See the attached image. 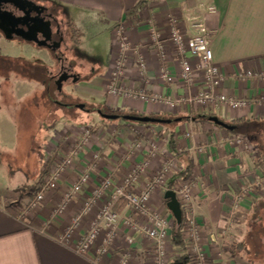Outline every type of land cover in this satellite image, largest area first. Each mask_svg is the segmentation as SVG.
<instances>
[{
    "label": "crops",
    "instance_id": "obj_1",
    "mask_svg": "<svg viewBox=\"0 0 264 264\" xmlns=\"http://www.w3.org/2000/svg\"><path fill=\"white\" fill-rule=\"evenodd\" d=\"M52 1L51 4L56 10V20L61 25L66 24L72 42L70 47L80 45L78 32L71 26L72 18L74 19L77 13L98 16L100 18L98 23L105 27L109 35L108 67L102 71L99 57H93V62L88 65L90 74L86 79L83 78L81 83L86 96L99 101L98 104L93 105V108H104L107 109L104 111L117 113L116 106L120 108L118 109L120 112L123 111V114L156 117L168 122L163 124V127L158 124H125L120 121L105 128L102 118L96 115L97 121L91 125L86 121L82 125L66 122L49 125L44 148L45 152L51 153L53 157L60 154L64 146L65 149L71 147L81 135L82 129L88 127L91 136L76 165L65 171L57 189L47 194L41 208L30 213L26 221L19 219L15 214L19 211L14 205L17 203L15 198L12 196L6 198L0 194V264H92L88 258L78 256L69 247L56 242L80 211L83 199L108 175H111L114 183L118 184L135 165L147 160V171L134 187L135 192H141L151 181L154 169L159 167L162 161L173 158L179 163V167H183L186 164L184 155L193 159L194 175L199 176L200 179V187L195 194V204L199 228L205 239L203 248L207 256V264H259L244 257L240 258L239 255L234 258L230 255L227 242L221 240L219 243L215 232L230 227L231 239L241 242L247 232H250L249 223L255 221L260 214H264V186L258 191L253 188V192L242 199L241 206L244 209L242 215L234 214L230 206L239 181L244 185L254 184L256 180L260 181L261 172L257 164L260 159L264 161V113L255 108L248 112L220 109L213 116L233 128L226 130L208 121H195V114L212 116L211 112L203 109L182 106L179 111H170L162 104L128 101L124 98L114 99L115 102L111 103L114 100L106 96L104 87L110 77L112 57L118 51L116 27L123 24L131 48H138L145 57L147 72L141 79L132 63L133 54H131L123 70L124 77L121 84L133 91L143 90L148 94L168 95L172 98L185 94L186 90L178 83L168 86L160 82L157 54L148 43L147 21L152 19L153 24L160 29L166 27L165 15L171 13L177 17L181 29L187 34H192L191 25L196 22L203 23L214 31L210 43L212 60L225 76L220 92L234 98L251 99L264 96L263 81L243 82L236 78L237 73L248 70L264 72V0H165L162 2L147 0L144 9L133 15H128L127 12L140 0ZM210 9L213 10L212 13L209 12ZM168 53L167 66L177 77L179 67L176 58ZM13 61L17 67H24L22 75L28 80L31 76L25 75L28 71L37 73L39 70L46 73L47 70L50 71L55 67L54 59L50 64L41 61L32 63L28 59L18 58H13ZM15 86L20 96L29 93L27 88L31 87L25 82H19ZM192 89L198 90L200 85L197 84ZM188 132L190 137L186 139L184 135ZM236 137L249 142L250 151L227 141ZM171 140L174 145H171ZM4 142L14 143V129L10 124L0 128V146H3L0 147V152L5 149ZM138 144L139 149L135 147ZM150 152L155 155L151 157ZM182 152L180 157L179 154ZM96 154L99 155L98 161L93 158ZM85 167L91 168L88 185L74 196L61 214L53 215L64 193L73 185ZM176 181L179 180L173 175L163 188L155 192L153 208H162L161 202L165 190L170 182ZM120 211L122 215L123 209ZM89 222L90 218L81 223L72 235L71 244L78 242L87 232ZM120 227L121 233L134 238V243L129 249L128 264H152L151 244L122 225ZM119 251L118 248L113 249L108 264L117 262ZM172 253L177 256L179 252L172 247Z\"/></svg>",
    "mask_w": 264,
    "mask_h": 264
},
{
    "label": "built area",
    "instance_id": "obj_2",
    "mask_svg": "<svg viewBox=\"0 0 264 264\" xmlns=\"http://www.w3.org/2000/svg\"><path fill=\"white\" fill-rule=\"evenodd\" d=\"M209 12L212 13L213 10L210 9ZM147 26L149 46L157 54L160 82L168 86L178 83L186 90L185 94L181 97L172 98L168 95L148 94L143 90L133 91L120 84L124 77L123 70L131 54H133L132 63L141 79L147 72L145 57L138 48H131L123 24L116 27L118 51L113 57L110 81L106 86L109 94L123 98L128 97L145 103L163 104L170 110L180 106L197 107L207 110L213 115L223 108L236 112L246 111L251 107L264 108L263 95L248 99L234 98L220 92L225 82V76L221 69L213 63L210 43L214 31L207 25L199 22L193 23L191 25L193 32L188 36L180 31L177 20L169 18L166 21L165 35H168L167 38L164 37V34L162 35L152 21H147ZM168 52L176 58L179 67L177 77L171 73L167 66ZM236 78L243 82L249 80L264 82V72L248 70L237 73ZM197 84L200 85V89L193 90L192 88ZM90 136L91 131L87 127L82 129L81 135L77 137L76 142L71 147L65 149L64 146L62 152L55 157L44 151V159L40 165L41 183L32 198L28 199L22 208L15 213L19 219L26 221L30 213L41 208L47 194L57 189L65 171L76 165L79 155L89 142ZM184 137L189 138L190 133H186ZM227 141L243 146L247 150V145L241 138H231ZM135 147L139 149L140 145ZM149 155L153 157L155 154L150 152ZM93 158L98 161L99 155L96 154ZM175 165L174 159L168 158L166 162L154 170L151 181L138 193L134 191V187L138 185L141 176L148 167L147 160L135 165L118 185L114 183L113 177L108 175L83 199L80 211L73 218L71 225L56 239V242L69 247L76 255L88 258L92 264H108L111 252L118 248L120 251L115 264H128L129 249L134 243L133 236L126 235L125 244L122 247H115L114 245L115 239L118 237V227L123 225L133 234L146 239L151 244L152 264H168L166 249L169 243V224L161 216V213L149 207L148 203L151 193L163 185L165 174H169L172 168L175 169V172L179 171ZM90 172L91 168H83L73 185L64 193L62 200L54 209L53 215L61 214L74 196L83 191L88 185ZM189 183H182L177 192L188 220L184 237L189 243L188 249L193 257V264H206L205 250L200 246L199 234H197V229L191 218H188L190 217V211H188L191 200L190 191L194 186V184ZM119 200L126 204L128 210L131 211L130 214L138 216V223L132 222L130 216L121 218L116 212L115 206ZM96 203H101L98 205V209H95ZM89 218L87 232L78 242L71 244L70 241L74 232L85 219ZM101 233L104 234V237L100 243H97Z\"/></svg>",
    "mask_w": 264,
    "mask_h": 264
},
{
    "label": "rangeland",
    "instance_id": "obj_3",
    "mask_svg": "<svg viewBox=\"0 0 264 264\" xmlns=\"http://www.w3.org/2000/svg\"><path fill=\"white\" fill-rule=\"evenodd\" d=\"M160 2L165 0H159ZM38 2L46 3V5H50L52 0H38ZM52 5V4H51ZM80 16L82 18H80ZM173 18L177 20L178 26L182 33L181 25L177 17L171 15V13L165 15L164 22L167 19ZM100 18L93 14H83L77 13L74 15V19L72 18L71 26L78 32V40L80 45L78 47H72V42L70 40L69 32L67 31L66 24L61 25V32L64 36L63 47L57 53H52L49 49L45 47H38L33 43L24 42L20 39L13 40H5L0 34V128L4 125H12L14 129V143H5L4 142V151L0 152V194L6 198L12 196L17 201L16 208L19 210L22 206L27 202L28 199L32 198V193L38 190V186L41 183L42 176L40 172V164L37 163V157L35 154V150L41 146L43 147V151H45V144L48 137V126L52 124H56L58 122H66L70 124L82 125L85 124V121L91 125L95 124L97 121V116L95 114H90L86 116L84 112L78 110L74 107L76 104H82L84 108L92 109L94 104H98L99 101L92 99L91 97L86 96V92L82 84L73 88V85H69L70 82L64 83L61 85L60 90H58L57 86L54 84L53 76L58 72L59 64L55 62V67L52 70L44 73L43 71H39L37 73H26L25 75L29 77V75L34 77L28 78L23 77L22 73H24V67H17L13 58L18 59H28L30 62L41 61L43 63L50 64L51 60L54 59L55 55L62 54L63 62L72 63L75 70L83 69V75L86 76L89 74L87 69L93 60L92 58L95 56L99 57L100 65L102 67V71H105L108 67V47L110 44V38L107 33L105 27L98 23ZM151 21H153L151 19ZM166 25V23H164ZM155 25V24H154ZM156 26V25H155ZM166 27L160 28L162 35L166 33ZM185 35H190L185 33ZM167 34L164 36L167 38ZM69 38V42H68ZM170 50V47H169ZM114 57V56H113ZM112 57V59H113ZM133 57V56H132ZM11 58V59H10ZM55 61V59H54ZM86 79V78H84ZM83 79V80H84ZM110 81V77L108 83ZM19 82L29 83L31 87L27 88L29 93L25 96H20L15 85H18ZM107 83V84H108ZM104 87V92L106 96L108 95L113 100L118 98H123L118 95L109 94L106 90V86ZM121 84V83H120ZM122 85V84H121ZM78 91V92H77ZM103 92V94H104ZM126 100H134L128 97L124 98ZM120 101V100H119ZM112 101L111 103H114ZM32 103V104H31ZM64 106V108L62 107ZM70 105L71 108H65V106ZM114 105V104H113ZM163 105V104H162ZM182 106L173 109V111H179ZM117 108V109H115ZM115 110H117L118 115H127L123 114V111L120 112V108L115 106ZM197 108V107H194ZM259 109L264 113L263 107H251L250 109ZM119 109V110H118ZM168 109V108H167ZM193 109V107H191ZM201 109V108H197ZM249 109V110H250ZM204 110V109H203ZM171 111V110H170ZM207 111V110H205ZM108 113V111H103ZM120 112V113H118ZM245 112H248L246 110ZM213 115V114H212ZM211 116V115H210ZM146 117V116H144ZM154 118V117H151ZM160 119V118H156ZM102 124H105V128H109V126L115 125L117 122H127L124 120L117 121H109L101 119ZM134 123L133 125H136ZM147 125H157V124H147ZM240 138V137H236ZM242 139V138H241ZM244 143L247 145V151H250L251 144L243 139ZM3 147V146H0ZM200 151V150H198ZM183 153V152H182ZM199 153V152H198ZM168 160V159H167ZM165 160L164 162H166ZM160 163V166L164 163ZM175 168L181 170L182 166H178V162L174 159ZM184 166V165H183ZM156 169V168H155ZM154 169V170H155ZM147 171V169H145ZM178 172H175V169H170L169 174H165V180L161 188H163L164 184L167 180L173 175H177ZM142 177V176H141ZM260 181L256 180L253 182L254 184H248L244 186L243 182L239 181L238 187L236 190L235 196L232 198L230 203L231 210L236 215H242L244 213V209H242L241 201L244 197L253 192V188L255 191L261 189L264 186V176L260 173ZM121 181V180H120ZM177 182V183H176ZM172 183V185L167 187L166 191H172L175 193L176 199L180 205L181 213L184 215V229L182 233V240L186 245V253L192 257L188 246L189 243L185 240L184 234L186 229L187 215L185 214V209L180 202V198L178 195V190L180 189L182 183L190 182L189 184H194L192 190L190 191L191 200L189 205L190 217L194 223V226L197 229V234L200 237V246L203 248L204 245V237L201 232L198 224V217L196 214V204H195V194L200 187V179L199 176L194 175L185 181H176ZM120 184V182L118 183ZM117 184V185H118ZM160 187H157L150 195L149 207H152L153 196L156 191L159 190ZM160 188V189H161ZM250 188V190H248ZM247 190V191H244ZM135 191V190H134ZM164 192V193H165ZM164 194L162 196V208H153L158 210L161 213V216L166 219L168 222V246L166 249V255L168 264L172 262V245L170 243V231L173 227V224L176 223L174 218L171 215V212L167 209L166 203L164 200ZM9 202V201H8ZM98 205L101 203H96L95 209H98ZM121 209H123V214L121 215ZM116 212L123 218L124 216H130L131 221L138 223V216L135 214H130L131 211L128 210L126 204L119 200L115 206ZM164 210V211H163ZM128 211V212H127ZM130 214V215H129ZM189 216V215H188ZM182 219V215H181ZM256 221V222H255ZM255 221H251L249 226L251 227L250 232L246 234V237L241 242H236V239H231L232 232L230 227H225L220 230H216L215 235H217L218 240L221 243V240L227 242L228 250L230 251V255L234 258L244 257L246 260H253L259 264H264V214H260L259 217ZM123 226V225H122ZM124 227V226H123ZM125 228V227H124ZM118 237L115 239V247H122L125 244V236L126 234L121 233V227H118ZM104 237V234H99V238L97 243H100ZM207 238V237H206ZM146 240V239H145ZM147 241V240H146ZM204 249V248H203ZM179 254V253H178ZM152 255V254H151ZM193 259V257H192ZM206 264H207V256L205 254ZM194 263V261H193Z\"/></svg>",
    "mask_w": 264,
    "mask_h": 264
},
{
    "label": "water",
    "instance_id": "obj_4",
    "mask_svg": "<svg viewBox=\"0 0 264 264\" xmlns=\"http://www.w3.org/2000/svg\"><path fill=\"white\" fill-rule=\"evenodd\" d=\"M4 5L12 6L22 15L15 16L10 11L2 10L1 6ZM31 7L35 9H31ZM36 8L38 10V7L29 0H0V33L3 38L5 40L20 39L24 42L33 43L38 47L49 49L48 42L51 40L52 32L51 24L45 21L41 16V12L37 11ZM32 11L35 12V16H31ZM38 35L42 36V41H39ZM59 84L57 86L58 90L61 88ZM102 118L109 121L124 120L137 124H165L168 122L162 119L137 115H105ZM209 121L223 129H233L227 124L219 121L216 117L209 118ZM164 200L167 201L166 207L171 212L176 224L180 225L182 213L175 193L166 191Z\"/></svg>",
    "mask_w": 264,
    "mask_h": 264
},
{
    "label": "flooded vegetation",
    "instance_id": "obj_5",
    "mask_svg": "<svg viewBox=\"0 0 264 264\" xmlns=\"http://www.w3.org/2000/svg\"><path fill=\"white\" fill-rule=\"evenodd\" d=\"M29 1H31L35 6L38 7V10L37 8L36 10L41 12V16L45 19V21L50 22L52 32H51V40L48 42L49 50L52 53H57L58 51L61 50V48L64 45L63 44L64 36H63V33L61 32V23H59L55 17L56 15L55 7H53L51 4L46 5V3L38 2V0H29ZM1 9L10 11L15 16L22 15L19 11H17L15 8L9 5L1 6ZM31 9H35V8L31 7ZM31 16H35V12L32 11ZM38 39L39 41L43 40L41 35H38ZM54 59H55V62L59 64L58 72L53 76L54 78L53 81L56 86H58L59 81H60V84H59L60 86L64 83L70 82L69 85H73V88H74L75 86L81 84L83 81V78H87L90 74L89 73L87 76L86 74L83 75L84 74L83 69L82 70L78 69L77 71L74 68H72L73 67L72 63L67 64L63 62L64 60L62 59V54L55 55ZM85 66H88V65H85ZM62 107L64 106L62 105ZM74 107L84 112L85 114H88V115L95 114L99 118H102L105 115H118L112 111H108V113H105L103 111L107 109H104V108H93L92 107V109H87V108H84L82 104H76ZM65 108L70 109L71 106L68 105V106H65Z\"/></svg>",
    "mask_w": 264,
    "mask_h": 264
},
{
    "label": "trees",
    "instance_id": "obj_6",
    "mask_svg": "<svg viewBox=\"0 0 264 264\" xmlns=\"http://www.w3.org/2000/svg\"><path fill=\"white\" fill-rule=\"evenodd\" d=\"M147 3V0H140L135 7H133L132 9H130L127 14L128 15H133L135 14L137 11L144 9L145 4ZM127 115H130L131 113H126ZM194 119L195 121H209V118L211 117H215V116H202L199 115L197 116L196 114L194 115ZM156 118V117H154ZM161 119V118H160ZM134 124L131 122H125V124ZM212 123V122H211ZM139 125H147V124H139ZM164 127L163 124H158ZM172 134V133H171ZM171 145H174V142L171 140L170 141ZM35 154L37 157V163H39L41 165L43 159H44V151H43V147H39L38 150H35ZM183 153H180L179 156L181 157ZM178 156V155H177ZM185 159H186V164L185 166H183L181 168V170L179 171V173L176 176V179L180 180V181H185L188 180L192 174H193V168H194V161L191 157H188L186 155H184ZM257 167L259 168V171L261 172L262 176H264V161H262V159H260V161L257 164ZM173 182L169 183V187L172 185ZM34 192L31 194L33 196ZM165 194V193H164ZM163 202H165L163 200ZM184 215L182 214V219H181V223L180 225H177L176 223L173 224V227L171 228L170 231V243L172 245V247L174 249H176L179 254H177V256H175L172 259L171 264H193V259L192 257H190L189 254L186 253V245L184 244V241L182 240V233H183V229H184Z\"/></svg>",
    "mask_w": 264,
    "mask_h": 264
}]
</instances>
